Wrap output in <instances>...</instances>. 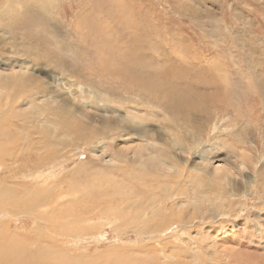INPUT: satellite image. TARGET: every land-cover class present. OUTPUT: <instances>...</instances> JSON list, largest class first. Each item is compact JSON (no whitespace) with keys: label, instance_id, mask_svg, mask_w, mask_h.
Returning a JSON list of instances; mask_svg holds the SVG:
<instances>
[{"label":"rangeland","instance_id":"obj_1","mask_svg":"<svg viewBox=\"0 0 264 264\" xmlns=\"http://www.w3.org/2000/svg\"><path fill=\"white\" fill-rule=\"evenodd\" d=\"M0 264H264V0H0Z\"/></svg>","mask_w":264,"mask_h":264}]
</instances>
